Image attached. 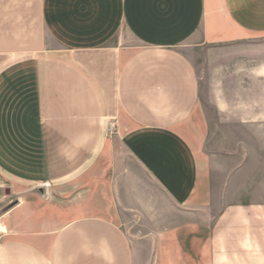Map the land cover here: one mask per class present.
Here are the masks:
<instances>
[{"label":"crops","instance_id":"0c3cea01","mask_svg":"<svg viewBox=\"0 0 264 264\" xmlns=\"http://www.w3.org/2000/svg\"><path fill=\"white\" fill-rule=\"evenodd\" d=\"M0 264H264V0H0Z\"/></svg>","mask_w":264,"mask_h":264},{"label":"rangeland","instance_id":"374dc122","mask_svg":"<svg viewBox=\"0 0 264 264\" xmlns=\"http://www.w3.org/2000/svg\"><path fill=\"white\" fill-rule=\"evenodd\" d=\"M213 127H216L217 128V130L219 131V130H221L223 127L222 126H220V125H212Z\"/></svg>","mask_w":264,"mask_h":264}]
</instances>
